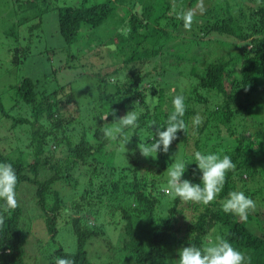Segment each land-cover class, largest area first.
Masks as SVG:
<instances>
[{
  "label": "trees",
  "instance_id": "obj_1",
  "mask_svg": "<svg viewBox=\"0 0 264 264\" xmlns=\"http://www.w3.org/2000/svg\"><path fill=\"white\" fill-rule=\"evenodd\" d=\"M87 1L57 7L59 33L69 43L83 26L91 30L101 26L98 37L92 31L86 35L83 48L88 50L91 43L105 46L121 64L96 82L90 79L85 103L63 86L42 90L30 77L11 86L16 112L4 114L10 142L0 148V163L15 169L17 195L28 188L34 193L18 198L19 206L4 214L0 264H55L57 257L75 264H174L173 249L190 243L206 247L208 235L215 234L251 257V264H264V113L255 96L264 81V0H215L196 19V29L207 38L199 39L195 33L176 43L183 24L176 14L195 7L198 0ZM31 2L36 12L25 20L37 17L33 26H39L43 9H37V0ZM190 46L201 51L218 47L223 53L215 48L213 56L207 49L209 57L204 58L201 51V57L196 55L197 49L189 56ZM136 59L142 66L153 63V70L147 69L151 80L143 86L138 85L143 73L132 74L135 68L129 67ZM102 67L101 72L106 70ZM109 73H120L123 79L114 84ZM176 95L185 97L183 120L188 129L177 132L169 150L177 147L171 152L180 157L162 152L155 159L141 156L137 144L152 143L156 127L165 126ZM69 105L76 113L68 111ZM131 106L139 114L138 127L125 129V134L133 135L125 144L128 165L118 166L114 150L123 145L122 138H104L101 129L114 118L109 115L105 123L101 117L112 110L116 117L125 115ZM0 110L4 111L1 101ZM197 114L203 124L193 135L191 120ZM153 121L156 125L150 126ZM196 151L228 155L236 167L227 172L224 188L213 202L185 204L191 208L189 224L175 237L184 204L164 194L166 170L183 161L182 179L200 184ZM231 191H242L255 201L246 221L223 212L222 203ZM165 206V215L157 212ZM106 223L119 227L122 241L110 240L100 227ZM59 225L71 228L74 252L63 248L57 237ZM102 238L111 248L92 257L91 244L102 246ZM30 250L33 257L28 256Z\"/></svg>",
  "mask_w": 264,
  "mask_h": 264
},
{
  "label": "rangeland",
  "instance_id": "obj_2",
  "mask_svg": "<svg viewBox=\"0 0 264 264\" xmlns=\"http://www.w3.org/2000/svg\"><path fill=\"white\" fill-rule=\"evenodd\" d=\"M29 1L30 4L28 3ZM31 1L32 0H0V101L4 110H0V148H2V146L7 147L10 142L9 138L7 139V136L9 135V123L4 114H15L16 112L15 108L12 106L14 103L13 95L15 92L11 86L17 85L22 78L30 77L35 82V85H37L42 90L46 89L50 91L58 86H63L69 91L72 90V92L76 94L78 98H81V100L85 103V96L90 91V79L94 78L96 82L99 76L102 77L104 74L111 72L109 70L114 68V65L121 64L119 59L117 60L116 57L107 52L105 46H97L94 43H91L88 50L86 47L83 48V46H85L88 41L86 35L92 31L91 33H94V35L98 37L97 35H99L100 32H103V30H101V26L92 30L83 26L80 28L78 33L79 35H77L69 43H67L59 33L57 7L64 4L77 5L80 4L82 0H37V3L39 4L37 9H43L39 26H33V24L38 22L37 17L25 20V17H32L36 12V10L33 11L31 6H29L32 4ZM45 1L46 6L44 5ZM94 1L101 0H88L87 4H90ZM21 3L24 5V8L20 7ZM214 3L215 0H203L205 10L203 12H200L198 9L196 10L194 23L192 24L191 30H185L183 28V24L179 26V31L177 32L174 42L176 43V41H186L190 37H195V33H199L197 34V38L200 39L202 36L204 39H206L207 35H203L202 30L198 31V29H196V27H198L196 19L199 18V16H201L208 8L212 7ZM195 7L192 8L195 9ZM188 9L190 8H184V10ZM167 13L171 14L172 10H169ZM121 14L122 9L120 10V15ZM122 31L124 33L126 32V30ZM26 45L28 47H26ZM21 46H24L26 51L21 49ZM215 48L219 50V52L223 53L218 47H213V49L212 47H210V49L204 47V49L201 51L199 48H197V46H190V50L188 49V55L192 56L193 53L191 52H194L193 50L198 49L196 54L198 57H201V53H204L202 56L204 58H208L209 54H207V49L211 52V55L213 54V56H215L217 55ZM190 64L194 65V62H191ZM152 65L153 63L148 61L142 66V63L139 59L133 60L129 63V67L135 68L132 74L143 73V76H141L142 79L138 83L139 86L146 85L147 82L151 80L148 70L152 69ZM198 65L200 64L198 63ZM101 66H103L102 68H105L106 70L101 72ZM144 72H148V74L145 75ZM109 74L111 75L109 77H112L111 79L113 80L112 82L114 84L123 79V75L120 73H118V75L113 73ZM110 86L112 85L110 84ZM260 88L261 92L258 90L255 96L263 105L264 113V81L262 82ZM134 107L136 106L129 107V110L132 111ZM68 108V111H73L76 113V111L73 110L74 106L69 105ZM123 111L126 110L123 109ZM121 114L122 115H119V117L124 115L123 112H121ZM104 122L107 123V120ZM222 137H225V133H223ZM4 141L8 144H6ZM19 145L21 144L19 143ZM119 145V148L116 147L114 150L117 156L115 161L116 165H128V161L125 158L127 157L128 148L126 145L124 146L125 148L122 144ZM176 149L177 147H174L168 151L167 154L169 158L180 157L179 152L176 154L171 152ZM61 154V152H55V156H60ZM33 193V189H25L24 193H19V195H17L19 196L17 199L31 195L33 196ZM182 208L184 212L179 216L178 222L176 223L175 237H179L181 234H183V231L189 224L188 220L190 218L191 208L185 204L182 206ZM167 209L168 207L165 206V208L163 207L162 210L159 209L157 212L165 215ZM59 227L60 228L58 229L59 232L57 233V237L60 239L63 248L66 251L74 252L76 250V241L75 237L70 232L71 228L61 225H59ZM100 227L104 230L107 236L109 235L110 240L114 241V243H117L119 240H121L122 233L116 224L112 225V223H106ZM216 235L217 234L212 236L208 235L206 240L208 242H213L216 238ZM30 239L33 240V237H30ZM169 240L172 241L171 244H174L176 247L177 242L171 238H169ZM100 241L103 247L101 245L99 247L98 243L96 244L95 242L91 244V247L94 248L92 252H90L92 257L96 256V252L98 254H103L106 250L111 248L109 242L104 238L100 239ZM93 245H95V247H93ZM34 248L35 246H32V249ZM179 249L181 248L176 247L172 250L173 253L171 258L174 264L175 260L178 259ZM175 251L177 252L176 255H174ZM28 256L33 257L34 250H30Z\"/></svg>",
  "mask_w": 264,
  "mask_h": 264
},
{
  "label": "clouds",
  "instance_id": "obj_3",
  "mask_svg": "<svg viewBox=\"0 0 264 264\" xmlns=\"http://www.w3.org/2000/svg\"><path fill=\"white\" fill-rule=\"evenodd\" d=\"M203 12V0H198L195 9L182 10L176 14V18L183 22L185 30H191L194 23L196 10ZM186 111L185 97L176 95L172 99V111L169 113L165 126H157L152 135V143H138L137 149L141 156L156 158L157 153H168L177 132H187L188 125L183 120ZM113 116L110 126L102 127L103 137L116 141L122 138L123 147L130 142L133 135L125 134V129H136L138 127L139 114L129 111L125 115L116 117L115 111L105 114L101 120L106 121L108 116ZM203 124V117L199 114L192 117L191 125L193 135ZM156 125L150 122V126ZM161 128L165 130L161 131ZM125 148V147H124ZM126 150V149H125ZM194 161L201 172L200 184H194L188 179H182L186 170V164L178 161L168 167L167 185L163 192L171 199H179L182 204L208 205L213 202L217 195L223 190L227 172L234 170L236 165L228 155L194 153ZM17 175L11 164L0 163V225L4 224V214H11L19 204L16 193ZM256 208L255 201L245 195L242 191H231L222 203L224 213H231L246 221L250 211ZM67 211V210H66ZM10 253V250H9ZM55 264H75L73 259L57 257ZM175 264H251V257L234 248L232 244L221 236H216L208 246L200 248L190 243L189 246L178 250V259Z\"/></svg>",
  "mask_w": 264,
  "mask_h": 264
}]
</instances>
